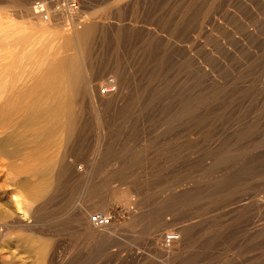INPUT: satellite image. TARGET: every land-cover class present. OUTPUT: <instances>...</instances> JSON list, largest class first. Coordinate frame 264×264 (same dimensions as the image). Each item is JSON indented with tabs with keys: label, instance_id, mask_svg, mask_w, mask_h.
<instances>
[{
	"label": "rangeland",
	"instance_id": "obj_1",
	"mask_svg": "<svg viewBox=\"0 0 264 264\" xmlns=\"http://www.w3.org/2000/svg\"><path fill=\"white\" fill-rule=\"evenodd\" d=\"M23 2L33 15L44 5L56 39L76 24L95 27L92 64L130 81L127 105L104 130L85 100L45 201L28 208L19 185L28 176L0 164L3 202L23 198L27 219L38 216L30 228L51 242L43 264H264V214L254 206L264 200V0H0V16L23 28ZM72 5L74 17L63 13ZM88 209L89 221L112 217L102 228L112 240L80 236ZM17 228L0 223V264H38L17 249ZM6 233L12 249L3 251ZM171 233L179 251L162 256L154 240Z\"/></svg>",
	"mask_w": 264,
	"mask_h": 264
},
{
	"label": "bare ground",
	"instance_id": "obj_2",
	"mask_svg": "<svg viewBox=\"0 0 264 264\" xmlns=\"http://www.w3.org/2000/svg\"><path fill=\"white\" fill-rule=\"evenodd\" d=\"M21 7L26 14L22 12L21 20H25L22 22L23 28L28 33L22 27L19 28L14 17L0 16V164L2 163L7 172L28 176L29 179L23 180L19 185L20 190L27 195L30 208L33 203L47 199L53 187V175L66 170L64 163L68 153L63 151L62 146L66 142L70 144L73 137L75 138L85 100L96 115L95 121L99 125L97 128L104 130L110 122L111 113L120 111L127 105V82L130 81H127L128 75L120 72L118 68L114 71L116 78L107 79V72H98L101 70L97 71L94 63L92 64L94 53L91 54L90 44L91 37L97 31L95 27L85 22L82 27L76 24L72 32L64 34L66 36L58 33L62 38L58 35L59 38L56 39L51 36L56 35L54 32L59 25L50 24L51 20L44 5H37V15H33L30 2H23ZM75 7L76 5L70 6L63 13L74 17L78 15L75 13L78 8ZM65 17L67 20V16ZM73 21L77 22L76 19ZM50 37L53 38L52 41ZM46 41L52 42V46L47 49L44 47ZM2 198L0 195V223L15 221L17 224L18 234L14 240L17 249L22 248L25 252L33 253L38 264L47 262L51 256V242L48 244L43 236L38 237L35 227L30 228L38 220V216L33 214L31 220L27 219V209L22 207L26 203L23 198L12 199L14 208L5 204ZM254 206L257 213L264 214L263 199L255 200ZM19 211H23L20 216ZM91 213L88 209L80 212L77 217L80 236L90 244L112 240L111 234H106L105 229H102L105 227L96 226L92 220L89 221ZM155 217L154 225H163V216L159 214ZM23 223L26 229H22ZM9 235H4L1 245L3 251H8L11 247ZM164 238L165 235L161 234L159 239L154 240V250L162 256H175L179 249H171V245L179 241L180 236L171 233L168 235V242L167 237Z\"/></svg>",
	"mask_w": 264,
	"mask_h": 264
},
{
	"label": "built area",
	"instance_id": "obj_3",
	"mask_svg": "<svg viewBox=\"0 0 264 264\" xmlns=\"http://www.w3.org/2000/svg\"><path fill=\"white\" fill-rule=\"evenodd\" d=\"M91 220L96 226H99V227H107L112 224V217L111 216L107 217L102 214H97L93 216ZM167 240L169 241L170 238H167Z\"/></svg>",
	"mask_w": 264,
	"mask_h": 264
}]
</instances>
